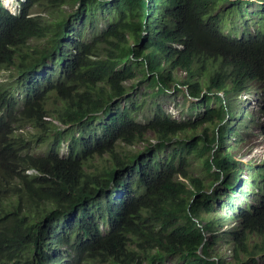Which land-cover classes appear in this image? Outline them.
Returning <instances> with one entry per match:
<instances>
[{
    "label": "trees",
    "instance_id": "trees-1",
    "mask_svg": "<svg viewBox=\"0 0 264 264\" xmlns=\"http://www.w3.org/2000/svg\"><path fill=\"white\" fill-rule=\"evenodd\" d=\"M247 6L264 0H0V264H225L221 242L264 264V159L233 153L264 142V24L239 30ZM182 87L202 117L156 103Z\"/></svg>",
    "mask_w": 264,
    "mask_h": 264
},
{
    "label": "rangeland",
    "instance_id": "rangeland-1",
    "mask_svg": "<svg viewBox=\"0 0 264 264\" xmlns=\"http://www.w3.org/2000/svg\"><path fill=\"white\" fill-rule=\"evenodd\" d=\"M3 4L13 13H16L18 10V6H19V2L23 1V0H2ZM223 7H230L228 4H225ZM66 11H70L72 10V8L70 7H64ZM260 9L262 11V14L264 15V8L263 7H258V6H247L245 9V14L247 16V21H242L240 20L238 23V27H240V23L243 22V24H245V27L241 26L240 27V31H243L244 28L249 29L250 31H254L256 30L257 26L255 24V22H259L260 20L263 22L264 24V19H262V17H255L254 12L257 11V9ZM258 9V10H259ZM244 18V17H243ZM171 21V20H169ZM229 26V24L227 23V27H226V33H230V34H239L240 32L237 31L236 29H232ZM13 73H11L10 70H7L5 68L0 69V81L4 82L7 79H10L11 75ZM178 77L180 79H184L186 78V74L179 71L177 73ZM148 83L145 82L142 86L145 87L147 86ZM182 89L184 90L183 92H176V91H171L168 96H162L159 97L156 100V103H160L164 109L166 110L167 113H169L170 115H172L173 118H176L177 120H181V121H187L189 119H197L202 117L203 112H204V103L201 100H193L190 98L188 94V89L187 87H182ZM142 91H145V88H142ZM146 91H148V89H146ZM133 95V97H136L137 95H135V91L131 93ZM148 102L146 104V106L143 109V112L139 115V120L144 121L145 117L149 116L153 107L155 106V104H151L150 100L147 99ZM256 104L253 105V107ZM253 111V110H252ZM231 123V122H230ZM237 127V126H236ZM244 127L242 125H240L238 127V133L236 132L233 136H232V143L234 144L236 142V140H238L239 138H241V136L244 133ZM22 132L24 130H21ZM202 132V131H200ZM192 134V133H191ZM150 140L154 141V137L150 136ZM251 139H248L247 142H240L237 143L236 145V149L233 150V153L240 158L243 161H248L252 158H254L255 160H262L264 159V142L261 141L260 139H256L254 140V142H250ZM250 142V143H248ZM253 143L257 146V148H253V151L251 152L250 149H252ZM144 147L143 144H136L132 147H124L125 150L127 151H133V152H137L139 150H142ZM43 147H38V149H42ZM203 162L201 161V159L193 157L191 158V162H190V172L191 174H193L194 176L197 177H204L205 173L203 172ZM245 175L247 174L246 172L244 173ZM210 182H206V185L209 184ZM218 187H220L219 183H217L213 189H217ZM224 200V199H222ZM221 201L218 202V204L215 205V209L217 211L216 214H214L217 218L220 217L223 213H225L224 209L220 207ZM212 214V216H214ZM235 223L232 224V226H234ZM230 226L228 224H225L223 227H216L215 232L216 233H222V231L229 229ZM217 252L219 254L222 255L223 259L225 260V264H236L234 258V250H233V245L232 244H228V243H222L217 247Z\"/></svg>",
    "mask_w": 264,
    "mask_h": 264
},
{
    "label": "clouds",
    "instance_id": "clouds-1",
    "mask_svg": "<svg viewBox=\"0 0 264 264\" xmlns=\"http://www.w3.org/2000/svg\"><path fill=\"white\" fill-rule=\"evenodd\" d=\"M7 8V7H6Z\"/></svg>",
    "mask_w": 264,
    "mask_h": 264
}]
</instances>
